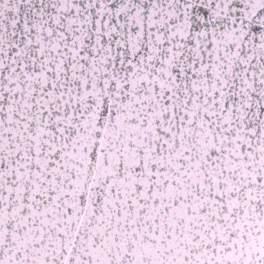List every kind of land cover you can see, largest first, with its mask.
I'll use <instances>...</instances> for the list:
<instances>
[{"label":"snow or ice","instance_id":"1","mask_svg":"<svg viewBox=\"0 0 264 264\" xmlns=\"http://www.w3.org/2000/svg\"><path fill=\"white\" fill-rule=\"evenodd\" d=\"M0 264H264V0H0Z\"/></svg>","mask_w":264,"mask_h":264}]
</instances>
